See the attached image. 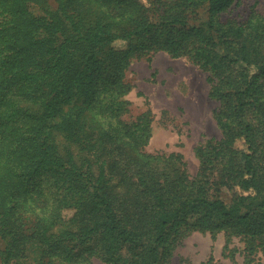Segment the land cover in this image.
Returning a JSON list of instances; mask_svg holds the SVG:
<instances>
[{
    "label": "trees",
    "instance_id": "obj_1",
    "mask_svg": "<svg viewBox=\"0 0 264 264\" xmlns=\"http://www.w3.org/2000/svg\"><path fill=\"white\" fill-rule=\"evenodd\" d=\"M55 1L0 0V264H92L94 256L162 264L172 235L183 225L206 227L211 212L215 227L238 224L262 243L264 199L255 194L264 189V14L221 22L233 0ZM157 2L165 8L155 22L149 9ZM197 8L207 17L192 24L187 16ZM118 39L128 47H114ZM187 42L215 75L224 133L198 149L192 179L179 155L144 150L151 110L122 118L131 55H177ZM219 184L239 188L232 203L219 197ZM188 215L208 218L195 225ZM150 228L155 254L146 258L136 236Z\"/></svg>",
    "mask_w": 264,
    "mask_h": 264
},
{
    "label": "rangeland",
    "instance_id": "obj_2",
    "mask_svg": "<svg viewBox=\"0 0 264 264\" xmlns=\"http://www.w3.org/2000/svg\"><path fill=\"white\" fill-rule=\"evenodd\" d=\"M49 2L53 7L56 6L55 0ZM158 4L154 3L152 9H149L150 19L155 22L159 21L158 14L165 8L164 3ZM35 10L37 11L36 8ZM252 10L264 14V0H233L227 9L218 13V19L221 22H243ZM206 17V9L197 8L195 12H189L187 19L190 23L197 24ZM112 45L125 49L128 42L118 39ZM193 47L187 42L186 49L177 55L164 48H143L132 54L130 62L123 69V80L131 88L122 96L129 101L128 110L122 115L127 122L135 120L148 109L151 110V136L144 150L163 157L179 155L182 160L180 166L191 179L197 176L201 165L198 149L224 137L216 118L221 103L211 94V79H216L215 75L195 60ZM217 50L235 57V53L226 45H219ZM236 65L243 67L244 63L237 61ZM252 116L251 112L246 117L253 120ZM258 156L259 163L264 165V147L259 148ZM238 192V187L219 184V197L227 204L233 202L234 194ZM210 193L212 194V190ZM263 194L264 189L255 194L258 203L264 199ZM72 213L71 208L63 212L64 216ZM206 218L208 217L188 215L186 222L198 225ZM209 218L211 219H208L206 227L191 225L184 229L183 225L178 232L180 234L172 235L170 253L163 258L162 264H264V239L262 243L257 239L248 241V235L238 231V224L219 228L214 226L218 218L214 212H211ZM136 238L139 246L144 249L146 258L153 257L156 229L144 230ZM125 250L122 248V251ZM91 263L105 264L98 256L91 257Z\"/></svg>",
    "mask_w": 264,
    "mask_h": 264
}]
</instances>
